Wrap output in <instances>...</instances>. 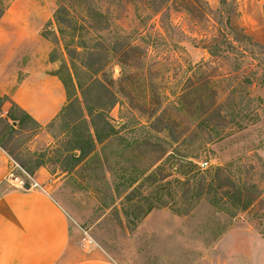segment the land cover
<instances>
[{
    "label": "rangeland",
    "instance_id": "1",
    "mask_svg": "<svg viewBox=\"0 0 264 264\" xmlns=\"http://www.w3.org/2000/svg\"><path fill=\"white\" fill-rule=\"evenodd\" d=\"M5 4L0 53L46 77L75 65L83 89L57 76L44 123L0 100V195L50 192L77 259L264 264V0Z\"/></svg>",
    "mask_w": 264,
    "mask_h": 264
},
{
    "label": "crops",
    "instance_id": "2",
    "mask_svg": "<svg viewBox=\"0 0 264 264\" xmlns=\"http://www.w3.org/2000/svg\"><path fill=\"white\" fill-rule=\"evenodd\" d=\"M25 49L27 44L20 51ZM23 62L0 53V97H8L36 121L47 122L60 108L57 76L29 74ZM11 160L0 148V185L10 174ZM28 185V190L16 186L0 195V264H116L99 254L77 259L81 254L76 247L70 250L72 230L66 211L39 183Z\"/></svg>",
    "mask_w": 264,
    "mask_h": 264
},
{
    "label": "trees",
    "instance_id": "3",
    "mask_svg": "<svg viewBox=\"0 0 264 264\" xmlns=\"http://www.w3.org/2000/svg\"><path fill=\"white\" fill-rule=\"evenodd\" d=\"M9 1H12V0H9ZM7 7H8V4L7 5L5 4V5L2 6V8H0V19L4 15ZM60 14H61V9L56 12V20L61 24ZM73 67H74V72L73 73L70 70H68V72H69L68 79L60 77L59 74L56 75L62 81V83H63V85H64V87H65V89H66V91L68 93V97L72 96L71 93H70V87L71 86H73V88H74L75 85L77 84L79 88L83 89V84H82V82L79 79L77 68H76L75 65ZM0 100H3L4 102H10V99L8 97L0 98ZM11 104L13 106L19 108L16 104H14V103H11ZM19 110H21V112H23L25 117H27L28 119L34 121V119L28 113H26L24 110H22L21 108H19ZM9 121H11L14 126H16L17 123L21 121V119L17 118L15 116V114L13 113V111L10 109V112L8 113V122ZM0 147L3 150L7 151L6 148L1 143H0ZM78 150L82 152V155H86V152H84V150H82L81 148H79ZM9 155H11V154H9Z\"/></svg>",
    "mask_w": 264,
    "mask_h": 264
},
{
    "label": "built area",
    "instance_id": "4",
    "mask_svg": "<svg viewBox=\"0 0 264 264\" xmlns=\"http://www.w3.org/2000/svg\"><path fill=\"white\" fill-rule=\"evenodd\" d=\"M206 165L207 164H203L202 167L203 166H206ZM20 184H21V186H22L23 189L28 185V184H25L24 182H21ZM33 186H37V184H33Z\"/></svg>",
    "mask_w": 264,
    "mask_h": 264
},
{
    "label": "water",
    "instance_id": "5",
    "mask_svg": "<svg viewBox=\"0 0 264 264\" xmlns=\"http://www.w3.org/2000/svg\"><path fill=\"white\" fill-rule=\"evenodd\" d=\"M25 189H27V190L30 189V185H27V186L25 187Z\"/></svg>",
    "mask_w": 264,
    "mask_h": 264
}]
</instances>
